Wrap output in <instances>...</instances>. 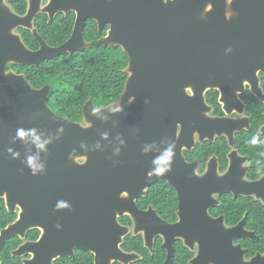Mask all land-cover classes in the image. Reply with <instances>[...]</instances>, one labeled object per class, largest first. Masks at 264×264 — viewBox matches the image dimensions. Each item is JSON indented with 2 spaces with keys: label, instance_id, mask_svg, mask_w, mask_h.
<instances>
[{
  "label": "water",
  "instance_id": "obj_1",
  "mask_svg": "<svg viewBox=\"0 0 264 264\" xmlns=\"http://www.w3.org/2000/svg\"><path fill=\"white\" fill-rule=\"evenodd\" d=\"M27 1L26 14L18 16L0 0V190L4 191L0 194L16 201L69 199L77 209L76 222L90 217L92 225H99L101 220L121 242L129 231L117 218L128 215L137 221L143 213L136 200L153 184L165 182L177 193L180 221L192 214L190 208L203 204L192 231L181 222L165 225L185 243L186 233L194 234L199 257L204 259L192 264H208V260L264 264L263 257L244 261L245 252L232 245L234 238L242 237L239 227L225 230L222 219L212 221L208 215L217 205L215 195L237 194L230 182L236 180L242 196L260 183H247L243 174H235L239 166L235 162L242 161L235 151L228 155L223 175L217 173L215 157L198 175V162L187 163L183 155L194 149L196 140L213 143L226 132L225 119L208 117L206 92L219 90L224 96L223 86L237 76L239 65L252 78L262 68L264 0H50L44 8L41 0ZM59 10L74 11L77 19L70 38L61 47L50 48L33 20L39 13L52 19ZM87 19L95 20L100 29L109 26L107 35L86 43L82 31ZM18 27L31 31L40 45L38 51L26 48L15 34ZM100 47L119 48L128 57L123 70L127 80L119 99L104 108H96L88 99L81 122L66 121L50 110L49 87L34 89L24 75L6 71L9 64L38 67L66 53ZM250 85L261 98L258 81ZM18 131L29 135L21 139ZM230 134L226 136L233 147V129ZM170 148L175 152L171 170L157 177L154 160ZM28 157L35 159V170L26 166ZM23 216L4 234L20 232ZM173 237L164 238L169 256ZM228 249L230 254L223 252ZM52 260L47 259V264Z\"/></svg>",
  "mask_w": 264,
  "mask_h": 264
},
{
  "label": "flooded vegetation",
  "instance_id": "obj_2",
  "mask_svg": "<svg viewBox=\"0 0 264 264\" xmlns=\"http://www.w3.org/2000/svg\"><path fill=\"white\" fill-rule=\"evenodd\" d=\"M49 1L41 0L40 7L44 8ZM61 1L70 3L72 0ZM5 3L18 16H24L27 12V0H23L24 11H20L22 4L19 0H5ZM76 19L77 14L74 11L65 13L63 10H59L52 19L45 13H39L33 20V27L47 46L59 48L70 38ZM67 22L71 23L70 32L62 43L51 45L41 35L43 29L45 38L60 39L58 29H53L51 25L58 23L65 25ZM88 23H92L91 30L86 32L89 29ZM108 30L109 26L104 25L100 29L95 20L87 19L84 23L82 36L86 43H92L104 38ZM24 33L32 37L33 48L26 45ZM15 34L20 36L27 49L33 52L39 50L40 45L30 30L18 27ZM25 67L29 66L9 64L6 66V71H13L26 77ZM260 67L262 68L256 70V77L252 78L251 73L246 72V67L239 65L237 76L232 77L223 86L222 94L224 96L221 97L219 90H210L205 94L206 105L209 108L208 117L225 119L227 128L224 134L214 138L213 143H209L207 140L199 143L196 140L194 149L197 145L204 146L205 143L212 145L217 141L224 140L228 148L224 160L221 161L213 154L205 161L202 168L198 159L189 161L186 158L185 154L191 153L194 149L191 152H183L187 163L198 162V175L205 172L206 164L211 157L217 159L218 175H223L229 165L228 155L235 151L242 160L235 162L239 165L238 168H235L238 170L235 174L239 176L243 174V179L247 183H260V185L257 184L258 186H252L249 195L242 196L237 192L239 186L236 184V180L230 182L232 189L237 194L225 192L215 195L217 205L208 210L212 221L222 219L221 222L225 230L240 228L237 229V232L242 237L234 238L232 245L239 246L245 252L244 261H250L256 257L264 258V64ZM256 81H258V89L261 90V98L255 96L251 91L250 83L255 85ZM43 87L33 88L41 89ZM232 129L233 147H229L226 134L231 135ZM254 136L258 137V143L253 145L250 141ZM160 183L168 185L165 182L155 183L146 190L144 197L136 200L138 210L143 213L140 216L137 215V221L128 215L117 218L118 224L129 231L120 239L121 242L114 240L113 232H110L107 224L101 220L99 225H92L94 219L90 217L87 219L78 218L76 222L77 209L69 199L43 202L41 199L38 201L37 198L35 201L30 197L16 201L13 198H8L5 194H0V264H36V262L37 264H47V259H53L50 264H192L195 259H204L199 257V246L194 234L186 233L185 243L182 239L173 237L172 230L165 227V225L171 227L181 222L186 230L192 231L193 224L200 220L198 212L203 204L198 205L197 209L190 208L192 214L184 216V219L180 221L177 215V193L171 186L168 185L173 189L176 198L173 211L156 208L150 201L146 202L145 198L148 196L149 190ZM0 193H4V191L0 190ZM60 203L65 204L66 207H58ZM152 212L157 214L161 224H157L156 216L152 215ZM21 214H24V225L19 230L20 232H15L12 235L4 234V231L21 221ZM214 226L216 227V225ZM217 228L215 230H218ZM171 237H173V255L169 256L167 248L164 247V238L168 241ZM223 252L230 254V249ZM32 259L37 260L34 263ZM225 259L231 258L226 256ZM209 261L208 264L211 263Z\"/></svg>",
  "mask_w": 264,
  "mask_h": 264
},
{
  "label": "trees",
  "instance_id": "obj_3",
  "mask_svg": "<svg viewBox=\"0 0 264 264\" xmlns=\"http://www.w3.org/2000/svg\"><path fill=\"white\" fill-rule=\"evenodd\" d=\"M19 1L22 4L20 11H24L23 0ZM91 24L88 23L89 29L87 28L86 32L91 30ZM51 26L58 29L60 39L45 38L42 29L43 38L51 45L65 41L71 23ZM44 32L48 34L46 30ZM24 40L28 47L33 48L34 41L29 34L24 33ZM127 64L128 57L121 49L104 47L76 52L72 56L63 55L38 67H25L24 70L28 82L33 87L49 86L47 102L50 109L58 117L77 123L82 121V107L88 99L92 100L96 108H104L119 99L127 80V75L123 73ZM227 150V145L222 140L212 145H197L191 153L185 155L189 161L198 159L203 168L205 161L213 154L221 161L224 160ZM174 194L172 188L160 183L149 190L145 199L156 208H166L171 212L176 204Z\"/></svg>",
  "mask_w": 264,
  "mask_h": 264
},
{
  "label": "clouds",
  "instance_id": "obj_4",
  "mask_svg": "<svg viewBox=\"0 0 264 264\" xmlns=\"http://www.w3.org/2000/svg\"><path fill=\"white\" fill-rule=\"evenodd\" d=\"M26 135H29V133H24V132L18 131V136L21 139H23L24 136H26ZM34 142L37 144L38 147H40V148H43L44 147V145L41 144L38 139L34 140ZM250 143L253 144V145L256 144V143H258V137H255L254 136L251 139ZM172 147L174 148L175 145L173 144ZM174 156H175V152L170 148V149H168V150L165 151V153H164L163 156H161V157L157 158L156 160H154V163L156 165L155 175L157 177H162L167 172H169L171 170V163L173 161ZM25 163H26V166L27 167H29V168H31L33 170H35L36 167H37L36 161H35V159L33 157H28L26 159ZM58 207H61L62 208V207H66V205L63 204V203H60L58 205Z\"/></svg>",
  "mask_w": 264,
  "mask_h": 264
}]
</instances>
